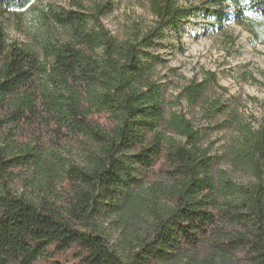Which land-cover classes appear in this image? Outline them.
Masks as SVG:
<instances>
[{"label":"trees","instance_id":"obj_1","mask_svg":"<svg viewBox=\"0 0 264 264\" xmlns=\"http://www.w3.org/2000/svg\"><path fill=\"white\" fill-rule=\"evenodd\" d=\"M33 1L0 0V11L18 15ZM112 2L41 10L43 60L9 44L0 26V264H264V122L243 128L232 159L255 181H217L201 131L167 114L152 52L196 11L218 24L264 25V0H151L155 26L124 42L102 21ZM204 92L192 82L180 98L193 105ZM206 104L207 118L223 107ZM69 143L84 165L59 164ZM52 165L61 172L47 173ZM20 179L21 194L12 185ZM144 205L148 226L124 254L102 225L111 219L123 232Z\"/></svg>","mask_w":264,"mask_h":264},{"label":"rangeland","instance_id":"obj_2","mask_svg":"<svg viewBox=\"0 0 264 264\" xmlns=\"http://www.w3.org/2000/svg\"><path fill=\"white\" fill-rule=\"evenodd\" d=\"M175 1L183 7L203 8L206 0ZM104 2L34 0L18 15L0 11V26L6 32L9 44L27 48L43 60L40 37L45 26L41 10L48 11L54 7L87 12ZM156 20L151 0H113L110 12L102 17L106 28L119 42L141 37L155 26ZM58 34L60 38L66 35L62 30H58ZM152 52L153 57L161 58L154 65V80L162 88L166 112L185 114L201 131L202 145L214 158L212 175L215 179L218 181L227 176L237 185L254 182L250 171L234 165L232 159L243 128L251 126L258 129L264 122V25L259 22L241 25L230 19L218 24L214 17H204L196 11L189 19L183 20L178 29L166 31L165 39ZM210 74L215 75V81L211 80ZM192 82L205 85L202 99L193 105L180 98ZM206 101L222 102L223 107L213 117L207 118L204 115ZM58 157L60 165L82 166L86 163L81 147L70 143L59 147ZM45 169L47 173L56 170L59 174L62 166L52 165ZM12 185L20 194L26 190L21 179ZM148 187L144 193L146 198L152 193ZM26 192L32 197L38 194L34 189ZM124 221L126 229L123 232L111 219L102 226L112 246L126 254L130 244L136 243L148 226V209L145 205L140 206Z\"/></svg>","mask_w":264,"mask_h":264}]
</instances>
